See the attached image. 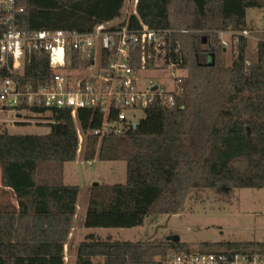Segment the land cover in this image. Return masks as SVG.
Wrapping results in <instances>:
<instances>
[{"label":"trees","instance_id":"obj_1","mask_svg":"<svg viewBox=\"0 0 264 264\" xmlns=\"http://www.w3.org/2000/svg\"><path fill=\"white\" fill-rule=\"evenodd\" d=\"M124 2L16 0L22 10L13 22L26 31H90L122 17ZM249 8L264 9V0H137L138 17L149 27L191 31L174 34L171 42V59L186 74L175 106L155 102L138 126L124 133L99 137L93 131L101 127L103 114L93 108L77 111L83 159L126 162L125 183L94 186L86 227L139 226L148 215L179 213L188 198L208 191L230 201L237 188H264V40L257 41L256 57L249 59L241 34L252 30ZM9 14L0 4V30L8 28ZM138 17L131 13L125 22L139 27ZM222 32L232 33L229 64ZM80 64L89 63L73 66ZM23 72V81L34 83L55 73L48 55L35 51L26 54ZM8 74L0 68V76ZM33 112L50 120L48 133L0 130V264L66 263L80 187L42 180L39 166L61 168L75 160L79 134L70 109L40 106ZM219 244L201 242L196 249L223 250L216 249ZM227 245L240 251L243 243ZM188 248L166 237L121 241L90 233L77 247L75 264H162L170 251Z\"/></svg>","mask_w":264,"mask_h":264},{"label":"built area","instance_id":"obj_2","mask_svg":"<svg viewBox=\"0 0 264 264\" xmlns=\"http://www.w3.org/2000/svg\"><path fill=\"white\" fill-rule=\"evenodd\" d=\"M0 4L10 11L4 22L8 28L0 30V68L9 72L8 76H0V112H16L14 118L0 119V123H28L27 113L40 118L33 112L40 106L70 109L74 119L79 109L93 108L103 114L101 127L93 133L103 137L132 129L133 123L143 118H136L135 111L145 113L157 101L167 106L177 104L186 72L171 59V42L174 34L190 30L151 28L135 10L139 27H131L126 18H116L96 24L90 31H26L14 26L15 13L22 10L16 0H0ZM223 33H228L230 40L232 33ZM241 34L247 38L250 30ZM229 40L222 38V43L227 46ZM34 51L47 54L54 68L47 82L22 79L26 54ZM74 61L89 64L75 67ZM155 69L168 72L172 86L166 81L145 82L142 72ZM78 134L82 145L84 134L80 128ZM162 264H264V249L172 250L162 258Z\"/></svg>","mask_w":264,"mask_h":264},{"label":"rangeland","instance_id":"obj_3","mask_svg":"<svg viewBox=\"0 0 264 264\" xmlns=\"http://www.w3.org/2000/svg\"><path fill=\"white\" fill-rule=\"evenodd\" d=\"M132 11V6H129V14L118 19L123 20ZM247 21L252 27L247 37V55L249 59H254L257 53V41L264 40V9L249 8ZM221 37L226 38L227 36L222 34ZM226 61L228 64L231 63L229 44H227ZM177 73L182 74L183 72L177 71ZM141 75L145 82L153 80L162 84L166 81L168 86H172L168 72L159 69L145 70ZM135 114L136 118H142L145 115L141 110L135 111ZM27 115L30 122L0 123V130L9 133L36 134H45L50 131V120L42 119L43 117L37 118L32 113H27ZM15 116V111L0 112V119ZM74 123L78 130L79 125L76 119ZM84 148L85 141L83 140L82 145H79L76 159L63 163L61 168L53 163H41L39 166L42 180L59 181L61 179L64 183L80 187L73 229L65 245V264H75L77 247L90 233L102 238L109 237L121 241H141L152 237L163 239L176 235L180 241L188 244L189 250L196 249L201 242L220 243L216 249H228L227 243H243L238 248L240 251L259 249V245L264 244V188H237L230 201L208 191L198 199L188 198L183 210L179 213L148 215L144 223L139 226L86 227L84 224L86 207L90 196L95 193L94 184L125 183L126 162L98 159L85 161L83 159Z\"/></svg>","mask_w":264,"mask_h":264},{"label":"crops","instance_id":"obj_4","mask_svg":"<svg viewBox=\"0 0 264 264\" xmlns=\"http://www.w3.org/2000/svg\"><path fill=\"white\" fill-rule=\"evenodd\" d=\"M131 2H132V5H131ZM136 5H137V0L136 1L134 0V3H133V0H125L124 6L121 10L122 16L129 14V12H128L129 6H132V10H133L132 13H133L136 10ZM223 34L227 36L225 39L229 40V34L228 33H223ZM49 167H50V165H49ZM62 182L64 183V181H62ZM64 184H67V183H64Z\"/></svg>","mask_w":264,"mask_h":264},{"label":"water","instance_id":"obj_5","mask_svg":"<svg viewBox=\"0 0 264 264\" xmlns=\"http://www.w3.org/2000/svg\"><path fill=\"white\" fill-rule=\"evenodd\" d=\"M204 42H205V39H204ZM138 126V122H134L133 123V127L136 128ZM98 183H95L94 185H97ZM167 240H175V241H179V237L176 236V235H172V236H167L166 237Z\"/></svg>","mask_w":264,"mask_h":264}]
</instances>
